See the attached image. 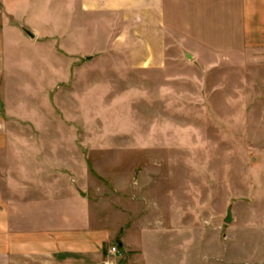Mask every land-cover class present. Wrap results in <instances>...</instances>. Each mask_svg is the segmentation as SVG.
Returning a JSON list of instances; mask_svg holds the SVG:
<instances>
[{"label":"rangeland","instance_id":"374dc122","mask_svg":"<svg viewBox=\"0 0 264 264\" xmlns=\"http://www.w3.org/2000/svg\"><path fill=\"white\" fill-rule=\"evenodd\" d=\"M96 59L85 81L61 59L58 76L37 60L0 82L13 139L29 134L16 124L21 106L32 122L58 125L78 225L110 233L105 255L123 243V264H264V55L240 69L184 59L131 77ZM40 107L48 119H37Z\"/></svg>","mask_w":264,"mask_h":264},{"label":"crops","instance_id":"0c3cea01","mask_svg":"<svg viewBox=\"0 0 264 264\" xmlns=\"http://www.w3.org/2000/svg\"><path fill=\"white\" fill-rule=\"evenodd\" d=\"M21 44L49 56L24 55ZM254 53L264 55V0H0V82L37 60L58 76L65 59L70 76L85 81L92 57L131 77L184 59L212 72L240 69ZM8 109L0 122V264H103L113 238L78 225L71 175L59 165L58 125L32 122L21 106L16 124L30 135L17 141ZM38 113L39 120L50 114L45 107ZM12 146L22 152L12 154Z\"/></svg>","mask_w":264,"mask_h":264},{"label":"built area","instance_id":"2783aa9c","mask_svg":"<svg viewBox=\"0 0 264 264\" xmlns=\"http://www.w3.org/2000/svg\"><path fill=\"white\" fill-rule=\"evenodd\" d=\"M124 255L122 253V247L117 244L112 246L108 252V257L105 259L103 264H123Z\"/></svg>","mask_w":264,"mask_h":264},{"label":"water","instance_id":"95a60500","mask_svg":"<svg viewBox=\"0 0 264 264\" xmlns=\"http://www.w3.org/2000/svg\"><path fill=\"white\" fill-rule=\"evenodd\" d=\"M29 34V33H28ZM30 35V34H29ZM31 36V35H30ZM32 37V36H31ZM33 38V37H32ZM232 217H231V212L228 213V218H227V222H231Z\"/></svg>","mask_w":264,"mask_h":264}]
</instances>
